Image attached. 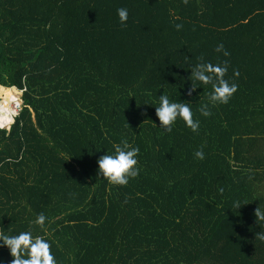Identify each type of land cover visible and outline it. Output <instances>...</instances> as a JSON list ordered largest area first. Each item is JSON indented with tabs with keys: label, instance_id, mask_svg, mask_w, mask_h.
<instances>
[{
	"label": "trees",
	"instance_id": "16d2710c",
	"mask_svg": "<svg viewBox=\"0 0 264 264\" xmlns=\"http://www.w3.org/2000/svg\"><path fill=\"white\" fill-rule=\"evenodd\" d=\"M201 56L229 62V103L186 94ZM1 86L24 91L0 130V232L43 236L56 264H264V0H0ZM160 95L198 131L160 128ZM123 141L139 175L112 185L97 159Z\"/></svg>",
	"mask_w": 264,
	"mask_h": 264
},
{
	"label": "clouds",
	"instance_id": "9594fccd",
	"mask_svg": "<svg viewBox=\"0 0 264 264\" xmlns=\"http://www.w3.org/2000/svg\"><path fill=\"white\" fill-rule=\"evenodd\" d=\"M183 3L187 5L188 0H183ZM117 14L121 25L126 26L128 10L119 8L117 9ZM175 27L180 30L182 25L177 24ZM215 50L217 52L223 51L224 56L229 55L224 50L223 44L218 45ZM199 60L200 62L190 70L191 74L188 79L191 81V87L187 89L186 94L192 96L197 89V83L211 85L212 90L208 96L209 104L217 106L229 103L238 89L236 83H230L225 79L229 62L225 60L221 64H213L205 62L203 56L199 57ZM234 75L239 76L238 70H234ZM16 90L20 89L16 88ZM209 104H203L199 109L200 113L205 117L212 114ZM155 115L158 118L159 127L165 132H171L173 125L178 119L182 120L185 126L193 132L199 129V121L194 120L189 102H172L167 95H160L159 106L155 107ZM0 130L10 132L6 129ZM113 148L114 154H104L97 159V175L106 179L109 184L126 186L130 179H134L139 175V169L136 167L139 148L132 147L127 141H123L122 144H114ZM195 156L197 159H204L203 149L197 150ZM220 191L222 192L223 190L221 189ZM235 206L237 209L241 207L239 203ZM254 216L256 222L264 221V210L257 207L254 210ZM45 222L46 217L43 213L39 214L35 221L40 227H43ZM256 238L264 241V233H257ZM0 242H2L0 247H7L9 250L12 257L10 264H56L55 257L51 252V245L43 236L34 237L30 231L20 232L16 235H7L4 232H0Z\"/></svg>",
	"mask_w": 264,
	"mask_h": 264
},
{
	"label": "built area",
	"instance_id": "2783aa9c",
	"mask_svg": "<svg viewBox=\"0 0 264 264\" xmlns=\"http://www.w3.org/2000/svg\"><path fill=\"white\" fill-rule=\"evenodd\" d=\"M24 89L16 90L14 98L9 102V108L5 111L0 109V129L10 131V127L15 121V118L19 116V113L23 107L22 93ZM3 100L0 99V102Z\"/></svg>",
	"mask_w": 264,
	"mask_h": 264
},
{
	"label": "bare ground",
	"instance_id": "6f19581e",
	"mask_svg": "<svg viewBox=\"0 0 264 264\" xmlns=\"http://www.w3.org/2000/svg\"><path fill=\"white\" fill-rule=\"evenodd\" d=\"M16 92V88H5L0 87V99L3 100L0 103V109L3 111L7 110L9 108V102L14 98Z\"/></svg>",
	"mask_w": 264,
	"mask_h": 264
},
{
	"label": "rangeland",
	"instance_id": "374dc122",
	"mask_svg": "<svg viewBox=\"0 0 264 264\" xmlns=\"http://www.w3.org/2000/svg\"><path fill=\"white\" fill-rule=\"evenodd\" d=\"M1 103V102H0Z\"/></svg>",
	"mask_w": 264,
	"mask_h": 264
}]
</instances>
